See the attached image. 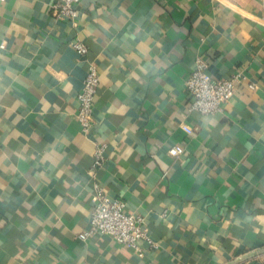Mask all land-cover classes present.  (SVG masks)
I'll return each mask as SVG.
<instances>
[{
    "label": "crops",
    "instance_id": "obj_1",
    "mask_svg": "<svg viewBox=\"0 0 264 264\" xmlns=\"http://www.w3.org/2000/svg\"><path fill=\"white\" fill-rule=\"evenodd\" d=\"M57 1L0 0V264H264V0H80L73 17ZM198 59L245 75L215 114L191 109ZM96 183L155 245L78 237Z\"/></svg>",
    "mask_w": 264,
    "mask_h": 264
},
{
    "label": "built area",
    "instance_id": "obj_2",
    "mask_svg": "<svg viewBox=\"0 0 264 264\" xmlns=\"http://www.w3.org/2000/svg\"><path fill=\"white\" fill-rule=\"evenodd\" d=\"M79 1L58 0L54 4V12L58 15L73 17L76 13L73 5ZM74 47L82 55L88 52V47L82 41H76ZM244 80L245 75L242 72L233 73L228 77L214 78L208 72V63L203 59H198L186 81V89L191 96V109L207 115L221 111L223 103L237 93L239 85ZM99 85L100 72L96 62L91 61L83 81V87L78 94L79 105L76 113V119L84 132H88L94 123V104ZM249 88L254 89L256 85L250 83ZM183 128L188 133L193 132V129L187 125H183ZM183 151L184 147L179 143L169 149V153L172 155H179ZM106 160L105 145H98L94 164L100 166ZM92 201L90 226L79 233L80 239L86 241L96 235H107L119 243L139 249L142 240H146L152 245L156 244L145 229V217L128 211L123 199L108 196L100 183L95 184Z\"/></svg>",
    "mask_w": 264,
    "mask_h": 264
}]
</instances>
